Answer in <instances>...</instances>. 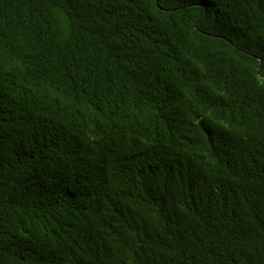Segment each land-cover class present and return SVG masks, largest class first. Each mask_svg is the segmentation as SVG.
I'll use <instances>...</instances> for the list:
<instances>
[{
    "label": "trees",
    "instance_id": "1",
    "mask_svg": "<svg viewBox=\"0 0 264 264\" xmlns=\"http://www.w3.org/2000/svg\"><path fill=\"white\" fill-rule=\"evenodd\" d=\"M0 264H264V0H0Z\"/></svg>",
    "mask_w": 264,
    "mask_h": 264
}]
</instances>
